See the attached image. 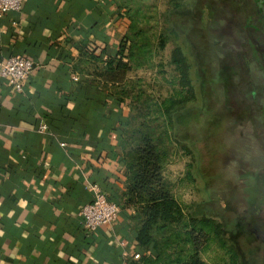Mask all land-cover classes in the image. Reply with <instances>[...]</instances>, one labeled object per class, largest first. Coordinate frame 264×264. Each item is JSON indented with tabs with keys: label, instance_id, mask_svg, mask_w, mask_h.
<instances>
[{
	"label": "crops",
	"instance_id": "obj_1",
	"mask_svg": "<svg viewBox=\"0 0 264 264\" xmlns=\"http://www.w3.org/2000/svg\"><path fill=\"white\" fill-rule=\"evenodd\" d=\"M20 3L0 11V58L20 52L33 62L20 89L0 75V264H143L153 252L123 200L125 106L86 67L102 63L91 52L114 50L124 17L114 0ZM91 182L118 210L87 230L76 211Z\"/></svg>",
	"mask_w": 264,
	"mask_h": 264
},
{
	"label": "rangeland",
	"instance_id": "obj_2",
	"mask_svg": "<svg viewBox=\"0 0 264 264\" xmlns=\"http://www.w3.org/2000/svg\"><path fill=\"white\" fill-rule=\"evenodd\" d=\"M189 1L114 0L120 15H123V20L127 24L124 34L125 47L119 54L124 65L117 71L116 80L107 78L104 82V86L113 93L115 92L125 106L126 114L122 125L125 148L132 146L138 140L140 141L141 136L145 135L151 139L158 155H160L162 185L177 204L175 208H172L173 213H180V215L175 220L158 218L150 228V232L157 239V245L161 246V251L169 253L178 246L181 248L184 246V242L180 241L181 230H191L190 223L196 220L191 221L187 210L196 201L206 199L207 194L203 189L200 173L195 170L196 154L184 144V140L178 141L170 135L168 111L176 107L187 108L191 104V106L199 105L201 109L205 107L204 114L211 111L218 112L219 109L225 108V104L222 105L225 101L233 98L234 102L240 106L239 113L244 116L243 102L245 103L246 97L249 98V90L252 86L250 83L252 84V78L255 75L256 79L258 77L259 84H257L262 87L261 89L257 88L261 94L260 102H258L261 115L256 114L253 117L250 115L248 118L246 116L247 122H243L242 125L233 120L229 129L221 125L218 134L217 130L214 131L216 136L221 133L219 137L223 139H232L233 137L234 142L243 139L246 145L245 148H242L246 151L255 148L261 152L260 148L250 141L256 144L253 139L257 138L252 133L264 130V12L259 8L256 0H233L228 4L229 16H232L237 24H240L245 38L242 36L244 38L241 39L243 41L242 48L229 49L222 55L216 79L211 83H206L213 84V89L207 91L205 85L200 86L199 62L192 55L188 38L179 30L171 31L165 19L166 11L172 7L179 12L181 9L188 10ZM260 1L264 6V0ZM241 52L248 55L247 60ZM253 66L255 68L250 69ZM86 67H89V70H95V66L86 65ZM233 76H236L237 79L231 80L225 92L221 91V86L227 85L225 77L230 79ZM225 95L229 98L222 99ZM219 120L225 121L221 114H219ZM205 128L202 126L201 130L204 131ZM237 134H240L241 139L236 141ZM213 141L215 142V139ZM197 145L201 154L198 167L203 169L204 173L206 171L209 173L206 181L210 184L217 181L221 189H227L226 181L218 169L216 172L217 166L222 164L225 158V153L219 150V154L213 156V163L208 164L209 157L212 155L206 153L205 156L208 157L203 156L206 151L205 140L200 138ZM236 147L233 145L231 149H234L235 153L240 152L241 150ZM228 151L231 152L229 149ZM253 154H255L253 155L254 160H258L257 153ZM124 155L127 159H131L130 154L124 152ZM253 164L260 165L264 171V159ZM225 166L227 169L230 168L229 163H226ZM205 177H207L206 173L203 175V182H205ZM242 178L244 179L243 183L249 181L246 176ZM262 183L264 184V180ZM262 191L264 193V188ZM219 200L223 201L221 198ZM262 203H264L263 199L259 201V204ZM139 214L140 218L144 216L140 209ZM198 223L196 220L195 224H191L194 228L191 230L192 232L197 231ZM202 229L209 237L207 240H201L202 247L198 250L199 257L205 264H241V256L244 252L241 253L239 250L235 242V235L223 228L216 232L214 223L203 226ZM174 230L178 232L176 237L179 241L176 243L171 240V238H176L172 233ZM234 230L239 233L238 238L241 242L248 238L251 239L241 248L250 246V250H255L257 257L252 264H264V237L263 241L255 242L254 231L253 233L245 231L241 227H236ZM199 234V237L202 238L201 233ZM204 235L206 234L204 233ZM255 236L257 237L256 234ZM164 241H169V246H166Z\"/></svg>",
	"mask_w": 264,
	"mask_h": 264
},
{
	"label": "trees",
	"instance_id": "obj_3",
	"mask_svg": "<svg viewBox=\"0 0 264 264\" xmlns=\"http://www.w3.org/2000/svg\"><path fill=\"white\" fill-rule=\"evenodd\" d=\"M232 2L233 0H190L188 10L181 9L179 12L172 7L165 13L169 29L171 31L179 30L188 38L192 55L199 62L201 73L200 86L202 85L203 87L205 85L207 91L213 89V84L210 85V83L216 79V75L218 74L217 68L222 61V55L229 49L242 48V40L245 38L240 24H237L235 19L229 16L228 12L230 10L228 4ZM256 3L264 12L263 3L260 0H256ZM125 31L126 29L112 52L104 51L103 48H100L97 52L90 53V56L102 61L99 65L95 64L94 69L97 73L102 74L104 78L116 80L117 71L124 65V61L120 59L119 54L125 47ZM82 52L89 51L83 48ZM241 53L245 57V60H247L248 55H244L243 52ZM255 66L250 67V69L255 68ZM235 79H237L236 76L230 79L225 77L227 85H222L220 90H224L225 92L231 80L235 81ZM252 81V84L250 83L252 86L249 90V98L246 97L248 100L244 99L245 103L243 102L245 106L244 116H241L239 113L240 106L234 102L233 98L230 99L227 95H225L226 98H222H229L228 101L222 104H225V108L219 109L218 112L211 111L204 114L205 107L201 109L199 105L191 106V104L187 108L176 107L168 111V115L170 116V135L178 141L184 140V144L190 147L192 152L196 154L195 170L200 173L203 189L207 194L206 199L196 201L187 210L191 221L196 219L199 222L196 227L197 231H191L194 229L191 224H195L196 220L190 223L191 230L187 229L184 231L182 229L180 241L184 242V246L182 248L180 246L176 247L173 252L161 251V246L157 245V239L150 232V228L158 218L175 220L180 215V213H173L172 208H175L177 204L174 203L172 197L162 185L160 155H158L151 139L145 135L141 136L140 141L134 142L132 146L126 149L122 127L119 129L124 144V152L131 156V159H127L124 155L126 157L127 182L125 184L123 200L126 203L132 204L135 208V216L137 217L135 233L138 242L143 245V248L151 249L153 252L152 255L142 256L143 264H205L199 257L198 250L202 247L201 240L209 238L202 228L211 223H214L216 232L223 228L235 235V242L239 250H241V253L242 251L244 252L241 256V264H252L255 262L257 257L255 250H250V246L241 248L244 243H249L251 239L248 238L244 242H241L238 238L239 233L234 229L241 227L245 231L248 230L252 233L254 231L257 235L256 237L253 234L254 241H263L264 207H262V204L264 203L259 204V201L261 199L264 201V198H262L264 197L262 196L264 194L262 191L264 188V184L262 183L264 171H262L260 165L257 166V164L253 163L264 159V130L252 133L258 139V141L257 139H253L256 141V144L250 141V143L260 148L262 154L255 148L250 151L244 150L243 148H245L246 144L240 138V134H237L236 141L237 139L241 140L234 142L233 137L232 139H223L219 137L221 133L216 136L214 131L217 130L218 134L221 125L229 129L233 120L242 125L246 121V116L248 118L250 115L252 117L256 114L261 115L259 113V106L256 107L259 98L255 94H252V89L259 84L258 77L256 79L254 75ZM207 82L210 83L206 84ZM219 114H221V117L225 121L219 120ZM197 117H199L198 120ZM202 126L206 127L203 129L204 131L201 130ZM200 138L205 140L206 146L203 156L207 158L208 156H205L206 153L212 155V157H209L208 164L213 163V156L214 154H219V150L225 153V158L222 164L217 166L216 172L218 169L220 175L226 181L227 189H221L217 181H213L211 184L208 183L206 181L209 175L208 171L205 172L207 177H205V182H203V175L205 173L203 169L198 167L201 154L197 142ZM213 139H215V142ZM215 144L217 146H214ZM233 145L237 146L236 148L241 151L235 153V150L231 149ZM213 146L215 147L214 150ZM245 152L248 154L246 155ZM253 153H257L258 160H254L253 155L255 154ZM225 162L229 163V169L225 166ZM243 176L248 177L249 181L247 180L248 182L243 183ZM219 198L223 199V201H220ZM139 209L144 214L141 218ZM172 233L175 237L178 235L176 230L172 231ZM199 233H201L202 238L199 237ZM171 240L175 241V243L179 241L178 237L171 238ZM164 244L169 246V241H164Z\"/></svg>",
	"mask_w": 264,
	"mask_h": 264
},
{
	"label": "built area",
	"instance_id": "obj_4",
	"mask_svg": "<svg viewBox=\"0 0 264 264\" xmlns=\"http://www.w3.org/2000/svg\"><path fill=\"white\" fill-rule=\"evenodd\" d=\"M20 1L0 0V11L18 9ZM32 63L30 58L20 52L10 53L0 58V75L13 89H20L22 80L32 68ZM45 125V122L40 121L37 123V129L43 130ZM88 187L91 189V197L79 205L76 213L80 216L82 227L91 230L99 223H110L117 215L118 204L109 199L95 182H91ZM138 254L133 252L132 256L137 257Z\"/></svg>",
	"mask_w": 264,
	"mask_h": 264
}]
</instances>
